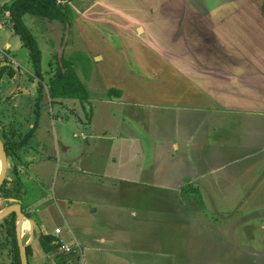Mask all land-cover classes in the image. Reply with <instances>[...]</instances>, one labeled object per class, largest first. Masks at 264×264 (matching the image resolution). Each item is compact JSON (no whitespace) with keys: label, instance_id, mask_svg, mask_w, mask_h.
I'll list each match as a JSON object with an SVG mask.
<instances>
[{"label":"rangeland","instance_id":"374dc122","mask_svg":"<svg viewBox=\"0 0 264 264\" xmlns=\"http://www.w3.org/2000/svg\"><path fill=\"white\" fill-rule=\"evenodd\" d=\"M12 1L0 0V64L8 58L19 70L12 67L10 76L12 68L4 66L0 109L5 106V132L12 130L19 139L36 122L39 86L28 52L3 8ZM58 2L70 8L67 26L23 16L41 54L44 88L34 133L18 156L7 157L8 187L15 168L35 238L58 228L81 244L82 250L73 251L82 253L83 264H103L105 259L124 264L121 252L104 251L106 256L97 249L88 251V245L83 249L87 240L81 241L79 230L103 221L108 230L95 231L105 250L110 238L121 245L119 238L144 212L146 264L166 261L159 245L153 252L149 248L157 244L156 235L162 242L170 230L178 232L168 235L180 239V248L189 233L193 246L188 255L197 264H264V92L257 102L238 104L210 97L212 86L225 80L221 69L226 67L225 97L245 90L249 97L256 96L247 85L235 87L232 75L247 68L249 61L264 66V0ZM54 54L59 65L62 58L69 60L85 85L84 104L49 99L47 84L57 66ZM118 83L134 93L121 98L123 90L114 88ZM113 90L120 92V99L113 98ZM246 106L250 109H241ZM128 170L133 179L125 178ZM183 176L194 182L182 192V212L171 215L184 213L201 220L170 225L158 217L179 201L175 190ZM144 181L151 188L143 186ZM5 205L0 197V210ZM24 220L30 231L31 222ZM208 229L211 237L202 232ZM195 230L201 231L195 235ZM6 234L0 227V264H14ZM29 236L25 231L23 244ZM55 256L54 251L51 258L44 257L45 264ZM78 259L76 264H81Z\"/></svg>","mask_w":264,"mask_h":264},{"label":"crops","instance_id":"0c3cea01","mask_svg":"<svg viewBox=\"0 0 264 264\" xmlns=\"http://www.w3.org/2000/svg\"><path fill=\"white\" fill-rule=\"evenodd\" d=\"M140 29L141 28H139V30ZM256 40H258V39H253V43ZM255 43H257V42H255ZM6 48L9 49L10 48V44L7 43L6 44ZM0 55L3 56V53L0 54ZM6 62L7 63H1L0 67H4V66H10L11 68L13 67V68L17 69L16 70V73H17V71L19 70L17 63H15L14 61H12L11 59H8V58H7ZM244 65H246L247 68H245L242 71L237 72L234 75H232V80L234 82L233 85L235 87H240L242 85H247V86L250 87L251 91H254L256 93V96H250L249 97L247 95L248 90H245L244 92L236 91L235 93H232V94L230 93L229 98L225 97L226 90L224 88H222V87H224V85L228 82L226 75H227L229 67H226V68L221 69V73L225 77V80L224 81L223 80L220 81V84H218V85H213L212 86L213 94L210 95V97L213 98V99H229L230 101H232L235 104L244 103L246 101L247 102H252V101H256L257 102L258 101V96H259V98H261L262 95H263V92H264V66H261V65L259 66L256 63L252 64L250 61H249V63H246ZM13 68H12V70H13ZM258 78H260L261 81L260 82H256L255 84H253V80L258 79ZM114 81L115 80H113V82ZM0 85H1V80H0ZM118 86H120L119 83H118ZM118 86L114 85V88H117L118 90H123V94H122V97H121L123 99L126 98V95L131 96L134 93V91L133 92L129 91V89H127V88L125 89L123 86H120V88ZM137 88L138 87L135 86L134 90H136ZM118 90H113V92H112L113 95H114L113 98L120 99L119 98L120 92ZM125 90H126V92L129 91V93L124 92ZM87 96H88V92H87ZM108 98H110V97H108ZM58 100L63 101L65 99H58ZM58 100L57 99L51 100V102H53V101L55 102V101H58ZM67 100H70V99H67ZM72 100H77V99H72ZM10 101H12V99H10ZM77 101H79V100H77ZM224 107L225 108H234L231 105H224ZM3 108H5V106ZM3 108H2V111H3V113H5L6 110L3 109ZM241 109L242 110H247V109H250V108L246 106V108H241ZM3 121L6 122V123L8 122L7 120H3ZM173 145H174V148L177 149V145L176 144H173ZM16 153H17V155L20 154L18 152V150H17ZM7 161H8V158H7ZM8 166H10L9 163H8ZM8 170H9V168H7V173H6V176H5V180H7V182L9 181L7 179L8 176H9L8 175ZM213 171L214 170H212L211 173H213ZM16 173H17V171H16ZM17 176H18V174H16V175H11L10 174V178H11L10 179L11 180L10 181L11 182L10 185L12 184V182L14 180H16V178H18ZM124 176H125L126 179H133L135 177L134 174L130 173V170L126 171L124 173ZM158 177L161 178V179L165 178L164 175H159ZM183 177H186V176H183ZM127 181H129V180H127ZM144 182L146 184H144L143 186H146V188H151V187H149L150 182H146V181H144ZM192 182H194V179H191V178H188V177L182 179L181 182H178V185H177V187H178L177 189L178 190H175V192L177 193V198H178L179 201H177L176 204H173L174 207L172 209H170V211H165L166 215H164L165 212L163 214H161L158 217L159 220H165L170 225H178L179 222H181L182 220H185V219H188L190 221V225L191 224L194 225L195 222L201 220V219H195L196 216H194V218L193 217L192 218L188 217L184 213L177 214V215H171V213H173V212H175V213L182 212L181 208L185 204L184 203L185 202V198H184L185 196L183 197V195H186V194L182 195V192H183L184 189L185 190H189V189H187V188H189V187H187V185L191 184ZM134 184H135V182H134ZM215 184H216L217 187L219 186V183L217 184V182H216ZM164 186H166V185L163 184L162 187H164ZM23 190H24V186L22 185V199H21V201H18V203H19L18 205H20V208H21V211H22V214H23L24 218L28 219L31 222L30 231L29 230L28 231L25 230L26 232H29V234H30L29 241L27 242L28 245L30 246V255H29V258H28V264H29V262H31V263L33 262V264H45V260L43 258L44 257L51 258V254H45L42 251L41 247H40L38 238L41 235H51V236L56 238V241L59 244V247L56 250L57 251L56 254L57 253L71 254V253L62 252L61 251L62 249L60 248L61 244L64 245V246L70 247V248L74 247L75 244H78L80 246V250H82L81 249L82 248L81 244H79L78 240L75 237H72L71 240H70V238L68 236H66L65 234L63 235L61 231L58 234H55V233L54 234H45L44 232H41V234H39L35 238V235H34V231H35L34 230L35 229L34 228V224L32 223V220H31L30 216L28 215V213L25 214L26 213L24 211L25 208H24V205L22 204L23 200H24ZM193 191H196V188H194ZM167 197H169V196H167ZM2 201H3V203H5V200L2 199ZM181 201L183 203H181ZM6 202H7V205H5L3 207L4 209L9 207L10 205H13L17 201L13 202L12 204H11L10 201L6 200ZM30 206L31 205L26 206V207L29 208L28 211L31 214ZM91 212H94V210L93 211L91 210ZM134 215L135 214H132V216H134ZM117 216H119V215H117ZM119 219L127 221V219L125 217H122V218L120 217ZM146 220H147V218H146L145 213L144 212H139L137 214V216L135 217V219L131 222V229L128 232V234H126L125 236L119 238V241H121V245H119L117 243L118 242L117 239L110 238V239L106 240L107 241V248L105 250H102L99 247L100 243H102L104 241H103V239L101 237H100V239L97 240V236H96L97 232L95 231L97 227L99 228V232L103 231V230H108L107 226H104V225L101 224L103 221L95 223L92 226V228H90V229H85V230L80 229L79 231H81V233H80L79 236H81V241L87 240V242L89 243V244H87V242H86L84 247H83V249H85L87 247V245H88V251L97 249L98 251H100V253H102V254L105 253L106 256L109 253H106L104 251L111 252L112 255H115V253L121 252V253L124 254V260H125L124 264H146L144 262V260H143V257L145 256V253L148 251L147 243L145 242L146 231H144L145 228H146V224H145ZM15 221H16V219H15ZM127 227H130V224ZM56 229H58V228H56ZM25 231H24V234H25ZM197 231H201V230H195L193 233L196 235ZM202 232H203L204 235H209L211 237V233H212L211 229H208L207 231H202ZM168 233H176V234H178V232L176 230H170L169 232H167V235L162 240V242L159 241L160 236L156 235L157 244H151L150 245L151 248H149V250H151V251H149V252H153V251L157 250V246L159 245L158 251L162 252V253H165V255H166V261L161 259L162 261H160V263H157V264H197L198 262L191 261L190 258H189L190 256L188 255L189 250H191L190 249L191 246H193L192 244H190V242L188 240L189 233H188V236H183L182 237L183 238L182 239L183 240L182 241L183 248H180L179 245H178V243H179L178 241H180V239L176 240V238H174L172 236H169ZM35 241H37L38 244H36ZM34 243H35L36 247L32 248ZM123 246H125V248H123ZM194 248H195L194 250H198L199 246H195ZM72 255L75 257L76 262H79L78 258L80 257L81 264H83L82 253L79 254V255L78 254H72ZM112 259H114V258H112ZM50 260H49L50 262H48L47 264H54V260L53 259H50ZM41 261H42V263H40ZM103 264H123V263L122 262H117L115 260L113 261V260H110V259H105Z\"/></svg>","mask_w":264,"mask_h":264},{"label":"trees","instance_id":"16d2710c","mask_svg":"<svg viewBox=\"0 0 264 264\" xmlns=\"http://www.w3.org/2000/svg\"><path fill=\"white\" fill-rule=\"evenodd\" d=\"M59 0H13L10 4H4L3 8L8 13L11 28L13 33L19 37L22 46L28 52V58L32 65L33 75L38 80V97L36 100V108L34 109V115L36 122L34 126L30 127L26 133L20 135L19 139L15 138V132H5V125L2 115H4L2 109L0 110V140L3 142L7 157L11 154L17 155V150L27 145L28 140L34 133L37 120L39 118V104L42 101V75L40 69V51L37 43L23 22V16L29 15L35 18H41L47 21H57L64 26L69 24V11L70 8L62 6ZM56 61V69L53 72V76L50 78L47 84V93L51 100L55 99H77L84 103L87 100V90L83 83L78 78L75 70L72 69L69 60L62 58V63L59 65L56 54L53 55ZM5 71L4 67H0V79ZM13 70L8 71V75L13 74ZM16 169H11V175H16ZM1 199L13 202L21 201L22 199V183L19 178H16L12 184L8 187L7 180L4 181L0 187ZM26 216V215H25ZM15 219L16 215L11 214L4 218L0 222V227L6 228L5 240L12 245V259L15 260L14 264H20L19 252L16 241L15 231ZM40 247L45 254H51L57 252L59 247L56 238L51 235H41L38 238ZM27 261L30 255V246L25 248ZM57 259V260H56ZM54 264H76L75 257L72 254L57 253L54 258Z\"/></svg>","mask_w":264,"mask_h":264},{"label":"water","instance_id":"95a60500","mask_svg":"<svg viewBox=\"0 0 264 264\" xmlns=\"http://www.w3.org/2000/svg\"><path fill=\"white\" fill-rule=\"evenodd\" d=\"M138 30H137V32H139ZM67 37H68V30L65 31V35L63 37L61 49L58 52L59 62L61 61L62 51H63V48L66 44ZM7 168H8V161H7L6 151H5V147L3 145V142L0 140V187L2 186V184L5 180ZM11 214L16 215L15 231H16V241H17V247H18V252H19L20 264H28L27 256H26V252H25V248L28 245V243H26V244L22 243L21 236H20V230H19L20 229L19 225L21 224L22 219H24L20 205L13 204V205H10L9 207L1 210L0 211V221L2 219H4L5 217H7L8 215H11Z\"/></svg>","mask_w":264,"mask_h":264},{"label":"built area","instance_id":"2783aa9c","mask_svg":"<svg viewBox=\"0 0 264 264\" xmlns=\"http://www.w3.org/2000/svg\"><path fill=\"white\" fill-rule=\"evenodd\" d=\"M60 233V230L59 229H55V234H58ZM61 249L63 252H66V253H73V254H76V251H73L75 249L77 250H80V246L78 244H75L74 247L70 248V247H67V246H64V245H60ZM79 254H81V252H79Z\"/></svg>","mask_w":264,"mask_h":264},{"label":"bare ground","instance_id":"6f19581e","mask_svg":"<svg viewBox=\"0 0 264 264\" xmlns=\"http://www.w3.org/2000/svg\"><path fill=\"white\" fill-rule=\"evenodd\" d=\"M140 31V30H139ZM25 219V218H24ZM24 219H22V222H21V224L19 225V227H20V236H23L24 235V231L25 230H29V226H28V224H27V222L24 220ZM27 233V232H26Z\"/></svg>","mask_w":264,"mask_h":264}]
</instances>
